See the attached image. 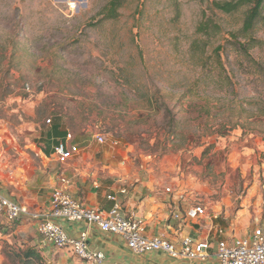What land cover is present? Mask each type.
<instances>
[{
    "label": "rangeland",
    "instance_id": "1",
    "mask_svg": "<svg viewBox=\"0 0 264 264\" xmlns=\"http://www.w3.org/2000/svg\"><path fill=\"white\" fill-rule=\"evenodd\" d=\"M69 1L0 0V41L17 42L0 69L4 89L15 90L0 97V148L19 178L36 175L39 161L21 158L33 154L47 120L62 116L73 134L127 148L137 173L218 215L230 238L264 230V137L252 125L209 135L264 98V4L243 32L248 5L231 13L215 5L238 0H121L114 19L100 15L109 0H74L73 11ZM26 249L0 237V264H60L28 261Z\"/></svg>",
    "mask_w": 264,
    "mask_h": 264
},
{
    "label": "crops",
    "instance_id": "2",
    "mask_svg": "<svg viewBox=\"0 0 264 264\" xmlns=\"http://www.w3.org/2000/svg\"><path fill=\"white\" fill-rule=\"evenodd\" d=\"M97 136L88 132L73 134L62 116L51 120L41 129L39 145L33 146V154L23 152L24 158L21 159L28 160L29 164L34 160L39 161L36 175L25 176L24 180L19 178V164L17 167L10 166L11 163L4 157L6 150L0 148V180L3 185H0V190L30 210L47 211L51 208V197L59 185V175L63 172L71 180L69 191L76 199L88 207L108 212L115 204L109 196H116L128 217L146 223L148 236H164L174 242L191 236L212 242V256L207 260L174 259L160 251L138 255L131 251L119 235L102 231L85 222L58 220L72 237H79L81 232L87 231L89 246L93 250L103 251L107 263L219 264L216 243L230 238L222 219L211 214L207 208L203 216L184 218L193 203L182 192L160 183L152 175H140L127 160V148L112 146L108 138L105 143H100ZM6 142L10 143L9 140ZM59 143H64L67 148L76 146L78 152L67 162H60L55 154V147ZM168 188L172 192H168ZM0 223L4 224L0 231L1 238L12 236L20 245L34 249L45 259L60 260V264H87L70 248H57L45 243L35 220L24 218L13 224L4 215H0Z\"/></svg>",
    "mask_w": 264,
    "mask_h": 264
},
{
    "label": "built area",
    "instance_id": "3",
    "mask_svg": "<svg viewBox=\"0 0 264 264\" xmlns=\"http://www.w3.org/2000/svg\"><path fill=\"white\" fill-rule=\"evenodd\" d=\"M70 10L78 7L77 1H69ZM30 89V85H26ZM51 122V118L47 123ZM0 133V141H4ZM71 135H69L70 137ZM100 143L107 138L98 135ZM10 140L9 137L6 141ZM118 144L117 141L113 142ZM78 148H67L64 143L55 147V154L60 162H67ZM71 180L63 172L59 175V185L51 197V208L47 211H33L18 203L0 190V215L8 222L20 221L24 218L38 222V231L45 243L57 248H70L72 252L87 264H109L103 251L93 250L88 243V232H81L79 237L70 236L58 222L64 219L70 222H85L95 225L102 231L122 237L132 252L143 255L149 252H165L174 259L207 260L212 256V242L186 236L180 242H174L164 236H148L146 223L137 218L128 217L122 209V204L116 196H109L115 204L108 212L86 206L76 199L69 191ZM172 192L170 188L166 189ZM126 192V190H122ZM207 213L206 207L197 204L188 209L184 218L196 219ZM178 217V216H177ZM216 257L219 264H264V230L255 229L251 234L242 237H231L218 240Z\"/></svg>",
    "mask_w": 264,
    "mask_h": 264
},
{
    "label": "trees",
    "instance_id": "4",
    "mask_svg": "<svg viewBox=\"0 0 264 264\" xmlns=\"http://www.w3.org/2000/svg\"><path fill=\"white\" fill-rule=\"evenodd\" d=\"M120 2H121V0H109L100 12V15H102L103 19H114V18L118 17V9L121 5ZM263 4H264V0H238V1L215 2V5L217 8H219V9H221L227 13H231V12L239 9L241 6H247V5L249 6V9L246 13V17L244 20V25L242 28L243 32H249L254 27L256 21L260 17L261 8H262ZM233 37L235 40H232V43H234V45L240 51H243L247 55H249L247 52L246 43L240 41L236 35H233ZM10 43L14 47V52H16L17 42L14 39H12V40L7 39V40L0 41V50L3 49V54L0 56V69L2 67L3 59L5 58L4 53L7 50L6 49L7 44H10ZM0 71H2V70H0ZM3 77L5 80L8 79L9 77H11L10 69H7L4 71ZM26 77H27L26 75H22L17 80L23 81L26 79ZM0 80H1V78H0ZM3 84H4V82L0 81V95H1L0 97H7L8 93L15 92L14 89L10 90L9 87L11 86V84H9L6 87V90L4 89ZM20 88L22 89V87H20ZM16 97L19 98L21 101H23V100H26L28 98V93L18 92L16 94ZM252 99L254 100L253 101V107L249 110V112H248L249 116L248 117L243 116V112H245L247 110H246V108H244V106H241L240 113L234 122L231 121V122H228L226 124L221 125L220 127L213 130L209 135L224 134V133H226V130H224V129H231L234 127L235 128L241 127L243 129H246L247 125H250V126L252 125L254 128V129L252 128V131L254 130L256 132H259V134H261L264 137V98H261L258 96V97H254ZM148 103H149V105H153V106L156 105L160 109H162L164 106H166L163 102H159V101L154 103V101L149 100ZM46 105H48V104L46 103ZM175 122L177 125L179 124V121H175ZM227 127H231V128H227ZM172 131H173V133L170 136H168L167 140L176 139V134L178 131L176 126H174ZM165 146H167V143H165ZM20 221H15L12 223L13 224L19 223ZM22 254L26 259H28V261H33L32 259H42L43 258L40 253L36 252L32 248H27L26 250H22Z\"/></svg>",
    "mask_w": 264,
    "mask_h": 264
}]
</instances>
